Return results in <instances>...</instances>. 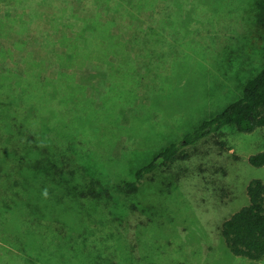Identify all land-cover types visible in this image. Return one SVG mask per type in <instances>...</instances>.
Masks as SVG:
<instances>
[{
	"label": "rangeland",
	"instance_id": "rangeland-1",
	"mask_svg": "<svg viewBox=\"0 0 264 264\" xmlns=\"http://www.w3.org/2000/svg\"><path fill=\"white\" fill-rule=\"evenodd\" d=\"M51 1L32 32L0 36L5 81L39 84L0 106V157L17 149L2 164L11 174L0 176V264H264L234 255L222 236L249 204V184L264 181V166L249 162L264 151V129L226 127L137 191L125 186L236 101L264 66L259 0H148L139 9L127 0L109 9L106 0ZM8 120L15 133L5 141ZM21 154H35L23 175ZM26 234L22 250L6 239Z\"/></svg>",
	"mask_w": 264,
	"mask_h": 264
},
{
	"label": "trees",
	"instance_id": "trees-1",
	"mask_svg": "<svg viewBox=\"0 0 264 264\" xmlns=\"http://www.w3.org/2000/svg\"><path fill=\"white\" fill-rule=\"evenodd\" d=\"M127 1L137 6L138 9L147 6L146 1L148 2V0H143V4H141V0ZM106 2V6L109 9L111 7V4H109L110 0H106ZM53 3L54 2L51 0H0V36H5L6 34L14 36V33L15 36H23L32 32V29H36L33 28L32 25L36 23V21H40L44 15L42 12L43 8L40 7ZM116 6L123 9L124 4L121 2V5ZM256 6L258 9L257 23L264 26V0L257 1ZM127 14L128 13H126L127 18L131 20L138 17L132 10L128 15ZM57 17L59 19V16ZM92 17H94V23H89V27L91 28V24H94L93 27H95L96 24L97 27H92L90 30L98 31V29H102L103 27L100 23L99 16L94 15ZM116 22L119 21L112 19L103 24L105 34L109 31V27ZM71 27L75 28V24L71 25ZM150 28L154 29L152 26H150ZM84 35L85 33H83L82 37H84ZM84 38L87 40V36ZM65 41L67 40L65 39ZM68 56L71 59L73 56L75 58L78 57L74 52ZM6 72V69L0 72V106L2 103H7L8 105L15 104L20 99H23L24 95L27 97L29 94L38 92V90H36L39 85L37 78L33 77L30 82V88L24 90L23 88H17L13 85L11 87L5 81L7 80L4 76ZM17 84H20V82H17ZM16 88L19 89L20 92H18ZM48 94H50V90ZM52 94L54 95L53 89L51 90V95ZM30 111L36 112V108L31 106ZM6 126L7 132L5 133L4 139L5 141H9L12 133H15L13 132L14 126L10 120H8ZM43 126L47 127L46 124ZM231 126L246 134L264 129V66L246 81L242 95L236 99V101L232 102L217 115L201 122L193 131L185 135L181 141L174 142L164 147L152 161L136 171L135 180L126 182V188L130 191H137L143 186L146 178L153 174L158 168L162 166L167 167L180 157H187L186 147L195 145L210 135ZM34 140L35 138H33V141ZM13 145L14 147L18 146V144ZM33 150L34 149L30 148L29 156L32 155ZM16 152L17 149L13 148L8 159H13V154L16 155ZM21 156V160L24 161L25 165H18L17 168L15 167L19 175H23L27 169L32 170V161L30 158L34 160L35 154L33 157H28L25 154H21ZM50 158L51 159H48L49 161L54 160L53 157ZM0 159V176L4 171H8L9 174H11L10 170L13 168L11 167L9 170L8 166L2 165L3 163L7 164L8 159L6 160L1 157ZM249 162L255 167H263L264 151L251 155L249 157ZM42 172L47 174L48 169H43ZM247 193L249 204L234 213L223 223L222 236L234 255L258 261L264 258V181L260 179L253 180L247 188ZM27 204L29 207L32 206L30 202ZM15 213L16 211L14 214ZM18 230V228H14L15 233H18ZM13 238L15 240H10V238L6 239L10 244L12 243V245L20 250L25 249L30 242L29 234Z\"/></svg>",
	"mask_w": 264,
	"mask_h": 264
}]
</instances>
